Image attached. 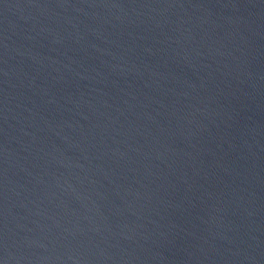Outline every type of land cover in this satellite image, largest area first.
<instances>
[{
    "label": "water",
    "instance_id": "obj_1",
    "mask_svg": "<svg viewBox=\"0 0 264 264\" xmlns=\"http://www.w3.org/2000/svg\"><path fill=\"white\" fill-rule=\"evenodd\" d=\"M0 264H264V0H0Z\"/></svg>",
    "mask_w": 264,
    "mask_h": 264
}]
</instances>
